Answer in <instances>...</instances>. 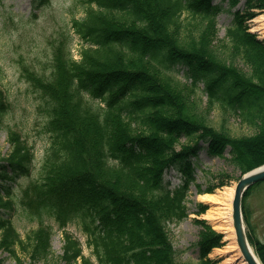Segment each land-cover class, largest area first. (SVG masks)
<instances>
[{
  "label": "trees",
  "instance_id": "1",
  "mask_svg": "<svg viewBox=\"0 0 264 264\" xmlns=\"http://www.w3.org/2000/svg\"><path fill=\"white\" fill-rule=\"evenodd\" d=\"M31 1L34 10L50 2ZM240 1L228 0L230 9ZM83 3L84 16L70 21L83 44L79 58L69 50L66 57L56 55L48 79L29 77L49 104L45 127L52 138L38 177L22 187L19 199L43 227L24 238L12 222L14 185L30 177L34 156L10 130L13 149L0 158V247L17 264H25L21 249L33 261L42 257L52 246L51 230L42 222L47 216L60 228L80 221L96 257L86 256L82 242L66 232L60 256L66 264H181L166 222L189 216L192 184L197 193L214 190L195 179L193 159L200 141L207 142L212 156H223L230 148L243 173L264 163V39L248 24L255 17L251 9H264V0H245V9L233 12L226 32L227 47L248 65V72L213 49L223 10L213 0ZM63 40L70 43V35ZM177 67L186 68L189 87L177 78ZM201 82L210 107H232L254 131L233 136L198 114L192 96ZM5 106L0 89V115ZM173 168L184 178L170 188L165 173ZM261 183L246 190L242 208L250 241L264 264V242L250 232L245 202ZM196 206L197 215L206 209L202 201ZM201 223L205 229L196 243V264H219L209 254L221 247L223 236Z\"/></svg>",
  "mask_w": 264,
  "mask_h": 264
},
{
  "label": "rangeland",
  "instance_id": "2",
  "mask_svg": "<svg viewBox=\"0 0 264 264\" xmlns=\"http://www.w3.org/2000/svg\"><path fill=\"white\" fill-rule=\"evenodd\" d=\"M49 1L44 8L34 10L31 0H0V89L5 94L6 102L5 111L0 115V158L6 157L13 149L8 135L10 130L26 142L34 156L30 177L19 178V186L14 185L16 210L12 213V222L24 238L29 235L33 236V231L43 226L40 225L37 215L31 216L26 212L19 197L22 194V187L38 177L41 163L52 138V134L45 127L48 118L46 108L49 104L42 92L33 87L29 77L35 78L39 75L48 79L54 71L56 55L66 57L70 50L74 58L78 59L79 50L83 45L80 37L72 32L70 22L74 17L84 16L85 4L83 0ZM213 2L223 7L218 17L219 31L213 42V49L226 57L229 63L233 62L239 69L248 72L250 70L248 65L238 56H234L230 48L227 47L228 37L226 36L227 29L233 23V12L236 9L244 10L245 0H241L236 7L231 9L228 0H213ZM251 11L257 16L263 14L264 9L256 7ZM254 18L248 20L250 28L253 26ZM257 34L263 38L259 32ZM68 35H70V43L63 40V37ZM177 69L180 72L176 74L177 78L189 87L190 80L185 78L186 68L177 67ZM203 87L204 83L201 82L194 93L195 95L192 96L194 110L198 114L206 115L212 126L225 128L233 136L249 135L254 131L252 124L239 112L235 113L232 107L224 108L220 104L213 108L210 107L207 104L208 96L203 91ZM182 142H187V138L183 137ZM199 145V153L193 159L196 182L200 183L204 189L213 187L214 190L208 192L213 194L218 193L219 190L235 187L240 177L246 172L243 173L232 160L230 148L223 156H212L208 152L207 142L200 141ZM183 178L184 174L174 168L165 173V181H170V188H174L175 185L182 182ZM189 193L187 202L189 216L183 220L166 222L169 238L175 250V260L181 264H196L200 260V251L196 243L199 240L200 232L205 229L202 221L220 234V231L213 225V220L208 216V210L213 205L199 198L200 194H197V186L194 184L191 185ZM197 201H202L206 205L205 211L198 215L195 214ZM245 202L249 212V223H251L250 232L261 242H264V181L252 188L251 193L245 198ZM2 212L0 210V214ZM42 222L51 230V249L34 261L23 252L24 249L19 250L20 258L24 260L25 264H66L60 259L64 244L63 237L66 232L72 233L82 242L83 253L86 256H91L93 260L96 259L92 248L88 245V236L83 231L80 221L70 222L65 228H60L55 219L47 216L43 217ZM244 224L248 235L249 228L245 218ZM248 238L250 241L249 235ZM220 243H222L221 247L226 244L223 238ZM250 244L252 245L251 241ZM221 247H214L209 257L218 260L219 264H225L223 258L214 255ZM252 247L258 256L255 245ZM258 257L262 263L260 256ZM1 261L3 264H17L15 256L9 255L2 247H0ZM76 264H80L79 261Z\"/></svg>",
  "mask_w": 264,
  "mask_h": 264
},
{
  "label": "bare ground",
  "instance_id": "3",
  "mask_svg": "<svg viewBox=\"0 0 264 264\" xmlns=\"http://www.w3.org/2000/svg\"><path fill=\"white\" fill-rule=\"evenodd\" d=\"M252 31H257L264 38V12L255 16L252 20ZM235 187L219 190L218 193L200 194L199 198L213 206L208 210V216L213 221V225L220 231L226 244L217 249L214 255L223 258L225 264H247L242 255L240 246L237 243L235 225L233 224V198ZM254 257L261 263L259 257L255 254L253 247H250Z\"/></svg>",
  "mask_w": 264,
  "mask_h": 264
},
{
  "label": "water",
  "instance_id": "4",
  "mask_svg": "<svg viewBox=\"0 0 264 264\" xmlns=\"http://www.w3.org/2000/svg\"><path fill=\"white\" fill-rule=\"evenodd\" d=\"M261 38V37H260ZM264 180V163L260 166L254 167L249 172L243 174L237 185L235 186V195L233 198V224L235 225L237 243L240 246L242 255L247 264H262L259 263L256 257L253 256L246 234V225L244 224V213L242 212V197L251 185L262 182Z\"/></svg>",
  "mask_w": 264,
  "mask_h": 264
}]
</instances>
